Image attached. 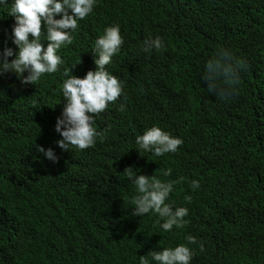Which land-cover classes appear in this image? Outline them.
Segmentation results:
<instances>
[{
	"label": "trees",
	"instance_id": "1",
	"mask_svg": "<svg viewBox=\"0 0 264 264\" xmlns=\"http://www.w3.org/2000/svg\"><path fill=\"white\" fill-rule=\"evenodd\" d=\"M13 22L0 11V49L15 51ZM110 24L124 41L106 66L123 82L117 126L97 123L93 147L62 150L54 130L62 73L94 69L91 48ZM41 34L46 45L43 23ZM149 36L165 48L142 52ZM221 47L248 65L227 102L200 78ZM58 55L57 72L34 85L0 74V264H138L188 234L203 245H189L190 264H264V0H97ZM191 78L195 89L177 90ZM152 124L183 140L177 152H137L135 136ZM37 145L51 148L56 162ZM125 168L144 175L171 168L165 179L185 178L169 197L188 208L183 228L162 232L154 214L132 215ZM191 179L198 190L189 189Z\"/></svg>",
	"mask_w": 264,
	"mask_h": 264
},
{
	"label": "clouds",
	"instance_id": "2",
	"mask_svg": "<svg viewBox=\"0 0 264 264\" xmlns=\"http://www.w3.org/2000/svg\"><path fill=\"white\" fill-rule=\"evenodd\" d=\"M96 4L97 0H0V11L6 9L14 21L11 41L15 45V51L11 47L0 49V74L12 72L21 84L34 85L44 74L57 72L58 66L64 63L58 50L73 42L78 21L91 14ZM42 23L46 45L41 43ZM199 24L205 25V21ZM123 42L118 24L105 25L91 48L94 69L87 70L82 77L70 74L69 67L64 69L60 86L64 103L54 124V130L60 137L56 141L60 149L93 147L101 135L96 129L97 123L99 128L117 126L112 124V120L114 107L117 106L115 102L122 99L123 82L106 66L120 51ZM165 46L160 36H149L143 40L140 50L144 53L159 52ZM247 68L243 58L237 57L229 48L221 47L205 61L200 78L209 94L227 102L236 95L240 73ZM184 89H195L193 78L177 88ZM119 108L123 110L124 104L121 103ZM134 142L138 153L165 158V154L177 152L183 140L152 124L137 134ZM36 151L49 161L56 162L57 157L51 148L37 145ZM171 171V168H163L158 174L144 175L131 168L124 170L134 189L130 198L132 215L143 217L154 214L162 232L181 229L187 223L188 208L169 199L174 185L185 178L165 179L170 177ZM186 182L190 190L200 188L198 179ZM184 199L186 203L190 202L191 196L186 195ZM184 241L174 246H162L159 250H149L147 255L139 256L138 264H190L194 251L189 245H196L198 241L191 234L185 235ZM198 246L203 251V245Z\"/></svg>",
	"mask_w": 264,
	"mask_h": 264
}]
</instances>
